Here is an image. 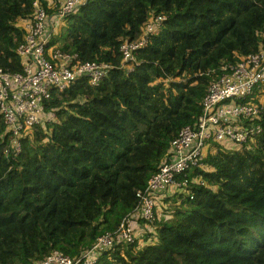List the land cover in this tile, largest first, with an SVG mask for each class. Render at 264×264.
<instances>
[{
	"label": "trees",
	"instance_id": "1",
	"mask_svg": "<svg viewBox=\"0 0 264 264\" xmlns=\"http://www.w3.org/2000/svg\"><path fill=\"white\" fill-rule=\"evenodd\" d=\"M33 1L0 0L4 70L21 71L24 30L16 23ZM158 14L162 25L126 67L120 44ZM62 21L47 47L112 68L95 85L80 76L53 90L46 108L55 120L28 130L15 156L0 115V264H39L53 252L75 257L115 230L171 140L201 113L221 65L258 50L264 0H86ZM260 123L252 151L210 141L202 167L185 175L203 182L191 185L193 197L169 192L145 242L119 243L97 264H264V109Z\"/></svg>",
	"mask_w": 264,
	"mask_h": 264
},
{
	"label": "built area",
	"instance_id": "2",
	"mask_svg": "<svg viewBox=\"0 0 264 264\" xmlns=\"http://www.w3.org/2000/svg\"><path fill=\"white\" fill-rule=\"evenodd\" d=\"M44 1L54 9L51 14L41 0H34L31 14L16 23L24 30L16 48L21 71L10 72L0 67V115L9 136L7 151L14 156L20 151V138L28 130L55 120V110L46 108L53 90L65 89L80 76H86L89 83L95 85L112 68L104 62L82 61L77 54L62 51L57 46L47 47L59 17L62 19L75 12L86 0ZM164 19L162 14L151 15L137 39L120 44L122 64L134 60L136 49L146 45ZM262 94L264 33L257 51L234 63L221 65L220 73L206 88L201 113L192 126L181 128L171 140L168 157L150 176L145 188L136 191L137 203L118 227L99 236L75 257L53 252L39 264H97L102 253L119 243H133L136 239L144 243L143 234L153 231L159 201L174 189H183L192 198L191 185L203 184L199 178L189 180L185 175L193 167H202L210 141L226 149L254 150L263 130L260 119L264 103L259 100ZM179 175L184 178L177 180ZM147 241L152 242L153 236Z\"/></svg>",
	"mask_w": 264,
	"mask_h": 264
},
{
	"label": "crops",
	"instance_id": "3",
	"mask_svg": "<svg viewBox=\"0 0 264 264\" xmlns=\"http://www.w3.org/2000/svg\"><path fill=\"white\" fill-rule=\"evenodd\" d=\"M55 19H56V17H55ZM62 22H63L62 19H60V17H59V19L57 20L58 25L54 28V30L57 31L58 26H59ZM128 68H130V67H128ZM174 198H175V197H174ZM174 198L169 199L168 202L166 203V205H169V204L172 205L173 203H175L176 201H178L177 198H175V201H174ZM160 211H161V209L159 208L158 212H160Z\"/></svg>",
	"mask_w": 264,
	"mask_h": 264
},
{
	"label": "rangeland",
	"instance_id": "4",
	"mask_svg": "<svg viewBox=\"0 0 264 264\" xmlns=\"http://www.w3.org/2000/svg\"><path fill=\"white\" fill-rule=\"evenodd\" d=\"M127 66L126 67H130L131 65L126 64ZM259 100H261L262 103H264V94H262L260 97H259ZM143 238V237H142ZM142 244V243H141Z\"/></svg>",
	"mask_w": 264,
	"mask_h": 264
}]
</instances>
